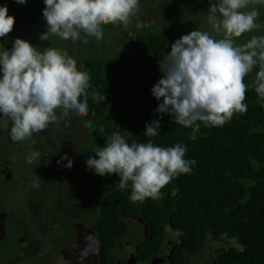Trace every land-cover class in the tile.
I'll return each mask as SVG.
<instances>
[{"label":"clouds","instance_id":"obj_1","mask_svg":"<svg viewBox=\"0 0 264 264\" xmlns=\"http://www.w3.org/2000/svg\"><path fill=\"white\" fill-rule=\"evenodd\" d=\"M253 0H209V30L196 28L170 45L159 61L162 77L150 89L159 102V118L145 123L144 135L161 134V114L175 124L190 128L193 141L204 127H223L232 117L247 111L248 84L244 78L258 66L253 86L264 101V35H254L237 44V38L260 27V13L249 6ZM264 4V0H256ZM26 4L27 0H16ZM42 16L47 24L41 41L57 37L73 45L100 41L105 26L128 28L138 18L141 0H43ZM15 17L6 4L0 5V117L11 124L10 138L22 142L58 122L57 109L63 116L88 115L90 76L78 68V61L66 49L41 48L17 37L7 48V34ZM143 28V23H135ZM100 100V96L94 97ZM103 100V97H102ZM118 127V125L116 124ZM85 164L95 174L117 175L120 191L130 190V200L143 202L163 197L162 189L181 175L189 174L196 164L186 158L187 145L177 142L161 146L148 139L132 141L121 131L111 133L108 142L95 150ZM67 160V158H62ZM72 160L64 163L70 170ZM114 176L109 177L111 179ZM178 189L173 187L171 195Z\"/></svg>","mask_w":264,"mask_h":264},{"label":"trees","instance_id":"obj_2","mask_svg":"<svg viewBox=\"0 0 264 264\" xmlns=\"http://www.w3.org/2000/svg\"><path fill=\"white\" fill-rule=\"evenodd\" d=\"M164 1L168 3L166 11L170 15L160 23L153 26L145 23L143 28L128 32L121 30L131 25L124 29H120L122 26H105L102 40L88 38L87 43L71 47L75 50L73 57L77 59L78 66L90 76L88 96L91 99L88 100L87 117L92 125L85 127L94 133L96 139H92L93 145H88H92L88 156H95L92 150L108 142V131L114 126V130L121 131L129 143L151 139L165 147L177 142L186 144V158L196 161L192 171L165 186L161 199L149 198L140 202V210L149 226L145 248L153 251L160 248L165 237L164 225H168L182 234L171 254L172 264H188V257L194 256L204 246L206 235L216 241L234 238L243 247L239 251L231 246H217L207 263L264 264V101L260 100L253 86L258 66L244 78L249 86L245 100L247 111L235 114L223 127L201 125L200 134L193 141L190 128L175 124L168 114H161V134L151 138L143 134L145 123L159 118L155 112L159 102L150 91L162 77L159 61L170 51V45L176 39L196 28L201 29L209 7V0H196L192 5L199 7L201 15L185 20L176 13L180 0ZM3 4L15 17L13 30L7 34V48L10 49L12 42L19 37L42 49L48 46L66 49L67 42L57 37H50L49 41L39 39L45 30L37 27V21L47 29L42 16L43 0H27L23 5L16 0H0V5ZM123 38L125 40L120 43ZM109 46L114 51H111L113 48L108 49ZM96 96L101 99H94ZM69 114L75 120L78 117L74 113ZM82 151L80 149V157ZM83 169L88 173L87 181H92H88L84 188L79 183V202L91 191V195L97 194V190H93L99 187L100 180L106 184L112 176L101 177L89 170L86 164ZM114 177L110 179L113 182ZM173 187L178 189L175 196L171 195ZM114 189L116 195L113 196L120 193L130 199V190L120 191L117 185ZM121 206L130 208L124 204ZM102 207L103 222H99L98 230L103 241L109 238L110 245L119 232L118 223L115 221L113 224L108 213L120 207V201L113 205L109 201ZM149 254L146 251V255ZM101 255V264H114L107 250L103 249Z\"/></svg>","mask_w":264,"mask_h":264},{"label":"flooded vegetation","instance_id":"obj_3","mask_svg":"<svg viewBox=\"0 0 264 264\" xmlns=\"http://www.w3.org/2000/svg\"><path fill=\"white\" fill-rule=\"evenodd\" d=\"M154 2L155 0H141L140 12L138 18H133L134 23H149L153 26L167 19L170 15V12L166 11L168 3L165 6L161 5L162 8L157 11L155 18L147 16L149 11L156 8ZM135 28L134 25L130 26V29ZM78 68L81 70V67L78 66ZM61 116L63 117L59 114L58 122L50 124L38 135L25 140L27 141L25 155L17 151L18 157L15 161L9 158L0 159V167H3L0 169V174L10 170L8 173L12 187L7 193L10 198L19 199V204L14 210L20 212L16 214L4 205L0 210L4 232L9 233L7 242L0 245V264H101L103 249L109 252L114 264H172L171 254L178 243L181 232L170 226L167 227L169 230L167 231L165 227L168 225H164L165 237L161 247L156 251L145 248L149 226L146 224L144 213L140 210V202L132 203L127 196L120 193L117 197L113 196L116 195L114 185H112L115 182L109 179L106 185H99L97 194L84 196L82 202L86 198L93 199L88 204L85 201V206L81 207L78 201L81 196L79 190L75 192V201H73L72 185H79L75 177L77 172L60 168L63 152L69 153L75 149L74 167V162L80 160V149L82 148L73 146L70 142L73 139H84L85 151L89 154L93 145L92 139H96V136H93L94 133L85 127L90 122L87 116L77 117L79 122H82L83 118L87 119L83 127L85 131L70 128L74 118L67 119L66 116L63 118ZM39 136V143L33 146ZM12 142L10 141L11 149L15 145V142ZM91 143L92 145L88 146ZM20 159L28 163L29 167L33 164L30 169L35 173V179L28 173L23 163L19 168ZM14 173H17V177L13 176ZM46 175L47 186L42 188L40 182ZM64 186L65 189L61 191ZM49 190L56 191L49 195ZM19 193L22 194L21 198H19ZM109 201L112 205L120 201V207L108 213L109 218L113 219V224L116 220L119 225L122 223L125 227L123 217L126 214L128 221L141 225L140 235L135 240L125 244L111 240L109 245V238L104 241L101 239L98 224L103 222L101 220L102 206ZM121 204L130 208L122 207ZM110 230L109 228L108 231ZM122 230L119 229L120 234L117 236L121 241L124 237ZM169 232L173 233L175 239L168 236ZM92 236H95L97 241L92 239ZM146 251L150 254L146 255ZM162 255L165 257L164 260H162ZM191 257L188 259L191 260ZM188 264H190L189 260Z\"/></svg>","mask_w":264,"mask_h":264},{"label":"rangeland","instance_id":"obj_4","mask_svg":"<svg viewBox=\"0 0 264 264\" xmlns=\"http://www.w3.org/2000/svg\"><path fill=\"white\" fill-rule=\"evenodd\" d=\"M195 2H196V0H180V2L178 3L177 10H176L177 15L181 16L185 20H189V19H191L193 17H199L201 15L199 7L197 5H192ZM154 3L156 4V8L157 9L154 8L152 11H149L150 13L147 15L148 17L155 18L156 14H157V11L162 8L161 5H164V6L167 5V2L164 1V0H159V3H158V0H155ZM253 8L258 10L259 13H260V16L258 18V22L260 23V27L258 29H254L250 33H245L243 36L237 38V40H236L237 44H243V43L247 42V40L250 39V36L264 35V4L257 3L256 0H253L252 4L249 6V10L253 9ZM178 9H179V14H178ZM204 17H205L204 20L201 22V29L210 31V25H208V23H207V14ZM37 24L39 25V26H37L38 28L44 29L46 31V27L41 21H37ZM133 25H135V23H133ZM120 26H122L120 29H124L123 25H120ZM129 29L130 28L121 30V32H123V31L128 32V31H130ZM124 40H125V38H123L120 43H123ZM72 46H73V44L70 41H68L67 42V46H66V50H67V52H68V54L70 56L72 55L71 52H74V54L72 56L75 55V50L71 49ZM111 48H113V47L109 46L108 49H111ZM111 51H114V48L111 49ZM60 112H61V110H57V115L58 116H59ZM66 117L67 118L68 117L69 118H73L72 114H69ZM86 120L87 119L83 118V121L79 122L77 119L76 120L73 119L72 120L73 123L69 127L70 128H74V130L79 128L80 131H85V129L83 127H84V123L86 122ZM91 125L92 124L87 123L88 127H90ZM10 128H11V124L7 120V118L0 117V159L9 158V159H12V160L15 161L17 159V157H18L17 151L21 152L23 155L26 154L27 141L15 142L14 143L15 144L14 147L12 146V149H11L10 141L12 142V140L10 138ZM114 129H115V126L113 127L112 130L108 131L109 134L114 132L115 131ZM36 135H38V134H36ZM39 138H40V136L37 137V141H35L33 143V146H35L36 144L39 143V141H38ZM70 143L73 146H77L78 148H82L83 149V151L81 153L80 160L76 164H74V167L72 166V168H71L72 170L71 171L77 172L75 174V177L78 180V182L83 185V188H84V185L88 181H90V183L92 181L90 179H88V181H87L88 173H87V171L85 169H83L84 165H85L84 164L85 161L89 158L88 154L85 151L84 139H82V138H78L76 140L73 139ZM75 154H76L75 149L71 150L69 153L64 151L63 152V158L66 157L67 160H72L73 161V159L75 157ZM67 160H63L62 161V159H61L62 164L60 165V168H63L65 170L64 163H66ZM21 163H23L25 165L28 173H30L32 175L33 179H35V173L30 169V168H32L33 164L31 165V167H29L28 163L23 162L20 159L19 168H21ZM1 168H3V167H0V169ZM9 171H5L4 173L0 174V180H1L0 181V186H1V188H0V207L2 205H4V206L10 208V210L12 212H15L16 214L17 213L20 214L19 211L14 210V208H16L18 206V204H19V199L17 197L9 199V198H7L4 195L8 191H10L11 187H12L11 179H10L9 173H8ZM13 176L17 177V173H14ZM7 177H9V179H7ZM114 178H115V183H113L112 185L115 186L118 183V177H114ZM23 179H25V177H23ZM27 180L28 181L30 180L29 176H28ZM101 182H103V181L100 180V183ZM40 183H41V187L42 188L47 186V175ZM80 184L77 185V186L75 184L72 185V191H73V194H74L73 201H75V192L77 190H79V188L81 187ZM101 184H103V183H101ZM16 186H18V185L16 184ZM74 188H76V190H74ZM92 188H93V186H92ZM63 189H65V186H64V188L61 189V191ZM95 190L98 191V188H95L93 191H95ZM55 191L56 190H49V195L53 194ZM91 193H92V191H91ZM91 193H89L88 196H91ZM21 195L22 194L19 193V198H21ZM28 200L30 201L31 198L28 199ZM88 200H90V201L88 202ZM92 200L93 199L86 198V204L90 203ZM79 203H80L81 207L85 206L84 202H79ZM70 207H72V206H70ZM70 211H71V208H70ZM71 213H73V210L71 211ZM128 220L129 219L127 218V215L125 214L124 217H123V224L125 225V227L122 225V223H121V225H119V223L115 220L118 223L117 226H116L118 228L117 229L118 232H119V229L121 228V229H123L122 232L124 234V237L122 238V241L119 240L118 237H115L112 240L115 243H123V244H125L128 241L135 240L138 237V235H140L141 225L137 224L136 222H133V221L130 222ZM12 224H13V222H12ZM167 227H169V226H166L165 229L167 231H169ZM119 234H120V232L118 233V235ZM168 236L170 238L175 239V237H173V233L169 232ZM8 237H9V233L8 232H2V230H1L0 231V245L1 244H5L7 242V240H8ZM180 239H181V236L178 237V241L177 242H179ZM221 245L224 246V247H230L231 246L232 248H235V249H237L239 251L243 250L242 244L239 241L235 240L234 238H230L227 241H216L211 236L206 235L205 236V241H204V246L202 247V249H200L198 251V253H196L193 257H191V260L188 259L190 264H207L206 261H208L210 259V256L213 254L212 253L213 249L215 247L221 246ZM164 259H165V257L162 255V260H164ZM150 264H157V263H150ZM210 264H211V262H210ZM212 264H214V263H212Z\"/></svg>","mask_w":264,"mask_h":264},{"label":"crops","instance_id":"obj_5","mask_svg":"<svg viewBox=\"0 0 264 264\" xmlns=\"http://www.w3.org/2000/svg\"><path fill=\"white\" fill-rule=\"evenodd\" d=\"M107 183H108V181H107ZM100 186H104V185H106L105 183H103V184H99ZM7 198H9V199H11L10 198V195H9V193H7V194H4ZM3 206V205H2ZM2 206L0 207V210H1V208H2ZM0 214H2L1 212H0ZM2 230V232H4V222H3V218H0V231Z\"/></svg>","mask_w":264,"mask_h":264},{"label":"water","instance_id":"obj_6","mask_svg":"<svg viewBox=\"0 0 264 264\" xmlns=\"http://www.w3.org/2000/svg\"><path fill=\"white\" fill-rule=\"evenodd\" d=\"M93 238H94V240H95V241H97V239H96V237H95V236H94V237L92 236V239H93ZM90 239H91V238H90Z\"/></svg>","mask_w":264,"mask_h":264}]
</instances>
